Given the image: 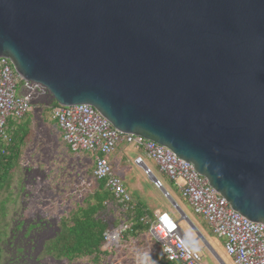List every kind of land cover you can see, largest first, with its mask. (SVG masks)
<instances>
[{"label":"water","instance_id":"1","mask_svg":"<svg viewBox=\"0 0 264 264\" xmlns=\"http://www.w3.org/2000/svg\"><path fill=\"white\" fill-rule=\"evenodd\" d=\"M2 56L59 104L171 148L264 223V0H0Z\"/></svg>","mask_w":264,"mask_h":264},{"label":"built area","instance_id":"2","mask_svg":"<svg viewBox=\"0 0 264 264\" xmlns=\"http://www.w3.org/2000/svg\"><path fill=\"white\" fill-rule=\"evenodd\" d=\"M41 94H47L53 100L45 85L25 80L8 57H0V139L5 146L13 139L10 121H20L33 111L34 99ZM52 118L57 121L64 142L72 152L83 158L84 164L88 157L93 158L94 179L106 180L107 187L124 211L134 208L135 200L121 177L113 172L110 156L126 142L142 148L175 182L177 190L194 212L204 217L216 236L224 239L226 252L235 264H264V223L253 221L235 209L191 161L179 157L161 143L120 130L91 104H59L52 110ZM5 146L1 147L0 155L6 154ZM85 152L93 153V156L83 155ZM136 163L147 164L142 155L136 157ZM148 167L146 172L151 174L152 168ZM155 184L158 187L164 185L161 179ZM141 220L149 224L145 234L159 247L152 246L151 240H147L145 248L136 251L139 236H128L127 232L133 224L124 221L104 233V248L110 251V255L115 254L113 264H121L118 260L122 252L131 256L126 258L130 264H161L163 258L181 264H208L201 251L189 244L180 222L168 211L155 212L153 218L145 215ZM135 254L140 257H132Z\"/></svg>","mask_w":264,"mask_h":264},{"label":"rangeland","instance_id":"3","mask_svg":"<svg viewBox=\"0 0 264 264\" xmlns=\"http://www.w3.org/2000/svg\"><path fill=\"white\" fill-rule=\"evenodd\" d=\"M51 103L52 99L47 94L35 97L33 111L20 120L28 126L30 134L22 146L20 159H15L13 163L9 179L11 186L5 184L6 188L0 193V264H113L115 254L108 255L101 263H94L88 258L70 263L67 259H55L45 253V243L58 231L61 217L83 203L95 182L91 174L93 159L88 157L85 166L82 157L69 154L59 131L61 129L52 118ZM129 145L133 148L128 149L124 166L114 168L113 172L118 173L135 200L148 204L154 212L168 211L180 221L183 231L195 241L206 263L235 264L226 252L223 238L208 231L204 233L205 239L199 236L188 220L199 224L198 216L178 193L175 182L143 149L136 148L135 144ZM83 155L93 156V153L85 152ZM139 155L144 157L153 173L175 197L187 218L155 184L143 165L136 163ZM82 171L85 173L82 174ZM39 220L46 221L47 226L33 228ZM147 240H151L148 234L143 245H147ZM150 242L152 246L159 247L154 240ZM119 256L121 264H130L126 259L130 255L122 252ZM132 257L140 256L135 254Z\"/></svg>","mask_w":264,"mask_h":264},{"label":"trees","instance_id":"4","mask_svg":"<svg viewBox=\"0 0 264 264\" xmlns=\"http://www.w3.org/2000/svg\"><path fill=\"white\" fill-rule=\"evenodd\" d=\"M58 105L57 101L52 100L49 109L52 111ZM11 122L13 126L17 123L12 120ZM11 133L13 139L7 146L0 139V149L2 146L6 147V154L0 155V193L6 188L5 184L7 187L11 186L9 179L14 169L13 163L15 159L17 161L20 159L22 146L30 134V129L26 128L23 132L22 127L19 126ZM91 174L94 177L93 169ZM106 183V180L95 179L93 188L83 203L78 204L76 208L61 217L58 231L45 243L46 254L55 259H67L70 263L84 258H88L94 263H101L110 255V251L104 248V233L107 229L124 221H131L133 225L132 229L127 232L128 236L136 237L148 232L149 224L143 222L141 218L145 215L153 218L154 211L146 203L135 200V198L134 208L124 211ZM157 245L159 246V244ZM160 262L161 264H181L165 258Z\"/></svg>","mask_w":264,"mask_h":264},{"label":"crops","instance_id":"5","mask_svg":"<svg viewBox=\"0 0 264 264\" xmlns=\"http://www.w3.org/2000/svg\"><path fill=\"white\" fill-rule=\"evenodd\" d=\"M11 128H12V130L11 131H13V130H16L17 128H19V126H21L22 127V131L23 132H25V129L26 128H28V126L27 125H25L23 122H21L20 123V121H17V125H12V122H10V125H9ZM60 132H61V134H62V131L61 130H59ZM26 134V133H25ZM63 138V137H62ZM66 144V143H65ZM66 147H67V149H68V152H69V154H74V155H76L74 152H72L71 150H70V148H69V146L66 144ZM136 148H139V147H137V146H135ZM130 148H133V145H129L128 143H126V142H124V143H122L121 145H119L118 146V148H117V150L115 151V153L112 155V156H110V162H111V165H112V169H114V168H116V169H118V168H122L123 166H124V164H125V159H126V154H127V152H128V149H130ZM139 149H142V148H139ZM115 174H117L118 175V173L115 171L114 172ZM22 175V174H21ZM20 175V176H21ZM20 178V177H19ZM126 186V185H125ZM126 188L128 189V187L126 186ZM129 190V189H128ZM170 192V191H169ZM171 193V192H170ZM178 193L180 194V192L178 191ZM181 195V194H180ZM188 202V201H187ZM189 203V202H188ZM148 205V204H147ZM189 205H190V203H189ZM149 206V205H148ZM191 206V205H190ZM150 207V206H149ZM151 208V207H150ZM191 208H192V206H191ZM152 209V208H151ZM193 209V208H192ZM153 211H154V209H152ZM154 214H155V212H154ZM197 216H198V223L199 224H197V222L195 223L194 222V224L197 226V228L201 231V233L203 234V235H205L204 233L206 232V231H208V232H211V233H213L212 232V230H211V228H210V226H209V224H208V222L204 219V217H202V216H200V215H198V214H196ZM180 222V221H179ZM45 223V224H44ZM44 226H47V223H46V221H44V220H39V221H36V223L33 225V228H37V227H44ZM146 236H147V234H143V236H139L137 239H138V241H137V249H140V250H142V249H144L145 248V245H143V241H146ZM137 251V250H136Z\"/></svg>","mask_w":264,"mask_h":264},{"label":"flooded vegetation","instance_id":"6","mask_svg":"<svg viewBox=\"0 0 264 264\" xmlns=\"http://www.w3.org/2000/svg\"><path fill=\"white\" fill-rule=\"evenodd\" d=\"M91 159H93V158H89V160H91ZM85 166H86V164H85ZM88 170V169H87Z\"/></svg>","mask_w":264,"mask_h":264}]
</instances>
